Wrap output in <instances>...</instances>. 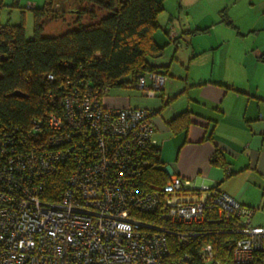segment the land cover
Listing matches in <instances>:
<instances>
[{
  "label": "built area",
  "instance_id": "2783aa9c",
  "mask_svg": "<svg viewBox=\"0 0 264 264\" xmlns=\"http://www.w3.org/2000/svg\"><path fill=\"white\" fill-rule=\"evenodd\" d=\"M168 31L176 35L171 25ZM168 78L151 70L133 85L157 96ZM109 90L75 85L59 111L0 124V264H166L171 234L188 240L199 235L193 225L206 221L237 233L233 260L252 263L264 252L255 209L216 186L192 188L178 174L146 183L148 154L158 145L156 111L108 106ZM62 169L65 188L52 199L47 178ZM182 223L190 226H175ZM199 254L222 264L211 242Z\"/></svg>",
  "mask_w": 264,
  "mask_h": 264
},
{
  "label": "crops",
  "instance_id": "0c3cea01",
  "mask_svg": "<svg viewBox=\"0 0 264 264\" xmlns=\"http://www.w3.org/2000/svg\"><path fill=\"white\" fill-rule=\"evenodd\" d=\"M159 1L164 10L154 37L165 51L149 60L169 80L159 99L139 107L156 111L162 166L192 188L217 186L253 208L264 204L261 194L255 199L264 195V0ZM116 103L105 104L130 105ZM184 111L190 124L174 132L169 122ZM217 149L232 173L212 163Z\"/></svg>",
  "mask_w": 264,
  "mask_h": 264
},
{
  "label": "trees",
  "instance_id": "16d2710c",
  "mask_svg": "<svg viewBox=\"0 0 264 264\" xmlns=\"http://www.w3.org/2000/svg\"><path fill=\"white\" fill-rule=\"evenodd\" d=\"M77 2V7L66 9L71 19L64 20L68 21V28L59 35L44 34L45 22L58 17L56 0H46L42 7L32 8L35 25L31 36L27 35L24 21L0 24V124H23L34 116L59 111L65 94L75 85H93L103 91L133 84L139 74L159 70L149 59L165 51V46L154 37L160 27L159 14L164 10L161 1ZM222 18L231 23L226 11H222ZM13 91L24 95H10ZM190 121V112L184 111L169 122V127L178 132L186 129ZM211 161L229 168L225 154L219 149ZM161 163L160 147L155 145L148 154L146 183L163 184L169 179ZM67 174L62 169L47 178L50 198L59 197ZM220 224L195 223L193 227L199 235L188 240L181 241L171 234L166 264H207L199 252L208 242L222 264H237L232 249L238 234L228 230L225 224L222 225L225 229L220 230ZM175 226L185 230L190 225ZM186 253L188 258L183 257ZM249 264H264V252H259Z\"/></svg>",
  "mask_w": 264,
  "mask_h": 264
},
{
  "label": "rangeland",
  "instance_id": "374dc122",
  "mask_svg": "<svg viewBox=\"0 0 264 264\" xmlns=\"http://www.w3.org/2000/svg\"><path fill=\"white\" fill-rule=\"evenodd\" d=\"M45 3L46 0H0V24H15L24 21L27 35L31 36L34 34L35 19L34 11L30 7V4L42 7ZM70 6L77 7V0H56L55 7L58 9V17L45 22V35H59L66 31L68 27L64 24V20L71 19V15L66 12V9ZM107 99L118 101L115 105H120L119 102L127 101V103L129 102V104L133 106H143L144 103V105H150L149 102L146 101H154L159 99V96H148L142 90L137 89L133 84H127L111 87L109 92L104 96L105 103ZM258 194H261L259 197L263 200L264 195H262V193H257L255 199H258ZM253 206L256 208H254L256 213H254L252 218L253 223L264 224V204H254Z\"/></svg>",
  "mask_w": 264,
  "mask_h": 264
},
{
  "label": "water",
  "instance_id": "95a60500",
  "mask_svg": "<svg viewBox=\"0 0 264 264\" xmlns=\"http://www.w3.org/2000/svg\"><path fill=\"white\" fill-rule=\"evenodd\" d=\"M10 95H24V94L20 91H13Z\"/></svg>",
  "mask_w": 264,
  "mask_h": 264
}]
</instances>
